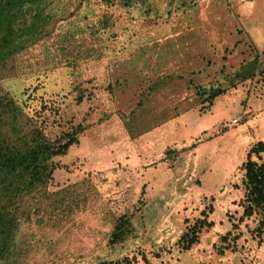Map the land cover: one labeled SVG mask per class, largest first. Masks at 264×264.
Listing matches in <instances>:
<instances>
[{
	"label": "rangeland",
	"instance_id": "1",
	"mask_svg": "<svg viewBox=\"0 0 264 264\" xmlns=\"http://www.w3.org/2000/svg\"><path fill=\"white\" fill-rule=\"evenodd\" d=\"M19 11L23 50L0 86L48 137L83 130L52 158L41 198L62 220L21 222L0 264H264V233L258 242L255 220L238 221L240 166L264 141V0H29ZM255 56L256 74L232 86L226 76ZM211 85L228 91L210 104ZM140 99L132 127L148 128L132 136ZM120 215L131 231L113 243ZM198 218L213 225L181 248Z\"/></svg>",
	"mask_w": 264,
	"mask_h": 264
},
{
	"label": "trees",
	"instance_id": "2",
	"mask_svg": "<svg viewBox=\"0 0 264 264\" xmlns=\"http://www.w3.org/2000/svg\"><path fill=\"white\" fill-rule=\"evenodd\" d=\"M126 4L144 0H121ZM29 0H0V79L6 72H16L12 64L22 46L19 45L15 33V19L19 10ZM86 56L95 47H87ZM259 58L242 62L233 73L227 75L229 83L235 86L256 74ZM201 93L204 100L211 102L215 97L228 91L222 85L203 87ZM145 94L144 98H146ZM145 100L140 99L129 113L130 121L125 126L130 135L144 132L146 129L132 127L139 114L145 111ZM147 111H153L149 108ZM153 122L152 124H158ZM83 130L81 125L65 132L56 138L48 137L31 117L25 113L21 105L0 86V259L7 258L13 248L15 237L21 222L37 216L38 223L47 220H62L55 208L41 201L47 193L46 187L52 179V158L67 152L70 145L78 143V133ZM264 141H257L248 150L245 160L240 166L244 172L243 211L238 221L245 218L255 220L252 229L258 242L264 233ZM60 215V216H59ZM213 225V221L198 218L181 235V248H190L199 238V231L204 226ZM236 224L233 222V227ZM131 231V220L127 215H120L111 232V241L117 243L125 240ZM231 234L227 231L225 238ZM238 237H231V241ZM225 247H219L223 253ZM143 258L146 260L145 255Z\"/></svg>",
	"mask_w": 264,
	"mask_h": 264
},
{
	"label": "crops",
	"instance_id": "3",
	"mask_svg": "<svg viewBox=\"0 0 264 264\" xmlns=\"http://www.w3.org/2000/svg\"><path fill=\"white\" fill-rule=\"evenodd\" d=\"M255 28H256V36H258V34H259V36H260V43L262 44V43H264V20H262V21H260V20H257L256 21V25H255ZM256 39V38H255ZM256 42H259V41H257V39H256ZM258 45V44H257ZM263 47H264V45H263ZM214 114L216 113V112H213ZM228 116H226V118H227ZM229 118V117H228ZM204 120V119H203ZM202 120V121H203ZM202 121L201 120H198L197 121V126H199L201 123H202ZM206 128H208V125L207 126H203V127H201L200 128V130L201 131H204Z\"/></svg>",
	"mask_w": 264,
	"mask_h": 264
},
{
	"label": "built area",
	"instance_id": "4",
	"mask_svg": "<svg viewBox=\"0 0 264 264\" xmlns=\"http://www.w3.org/2000/svg\"><path fill=\"white\" fill-rule=\"evenodd\" d=\"M232 121H234V122H235V121H236V119H233Z\"/></svg>",
	"mask_w": 264,
	"mask_h": 264
}]
</instances>
